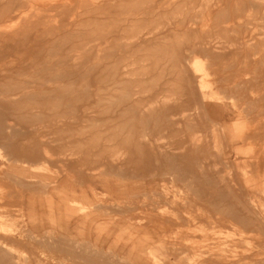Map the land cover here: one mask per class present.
<instances>
[{
    "label": "rangeland",
    "instance_id": "obj_1",
    "mask_svg": "<svg viewBox=\"0 0 264 264\" xmlns=\"http://www.w3.org/2000/svg\"><path fill=\"white\" fill-rule=\"evenodd\" d=\"M142 1L0 0V264H264V0Z\"/></svg>",
    "mask_w": 264,
    "mask_h": 264
},
{
    "label": "bare ground",
    "instance_id": "obj_2",
    "mask_svg": "<svg viewBox=\"0 0 264 264\" xmlns=\"http://www.w3.org/2000/svg\"><path fill=\"white\" fill-rule=\"evenodd\" d=\"M105 1H106V0H105ZM129 1H131V0H129ZM144 1H145V0H144ZM144 1H142V2H144ZM158 1H159V0H158ZM166 1H167V0H166ZM166 1H165V2H166ZM175 1H176V0H175ZM179 1H180V0H179ZM187 1H190V0H187ZM207 1L209 2V0H207ZM212 1H213V0H212ZM238 1H239V0H238ZM245 1H247V0H245ZM259 1H260V0H259ZM107 2H108V1H107ZM112 2H113V1H112ZM120 2H121V0H120ZM120 2H119V3H120ZM125 2H126V1H125ZM133 2H134V1H133ZM137 2H139V1H137ZM140 2H141V1H140ZM154 2H155V1H154ZM154 2H153V4H154ZM191 2H192V1H191ZM198 2H199V1H198ZM201 2H202V1H201ZM208 2H207V4H208ZM215 2H216V1H215ZM228 2H229V1H228ZM242 2H243V1H242ZM242 2H241V3H242ZM260 2H262V0H261ZM79 3H80V2H79ZM101 3H102V2H101ZM156 3H157V2H156ZM171 3H172V2H171ZM179 3L183 6V5H185V3H187V2H184V4L181 3V2H179ZM192 3H193V2H192ZM238 3H239V2H238ZM58 4H59V3H58ZM114 4H117V3H115V1H114ZM135 4H136V2H135ZM164 4H165V3H164ZM167 4H168V3H167ZM167 4H166V6H167ZM174 4H175V3H174ZM174 4H173V5H174ZM187 4L190 5V3H187ZM197 4H198V3H197ZM199 4H202V3H199ZM230 4H231V3H230ZM243 4H244V2H243ZM249 4H250V3H249ZM251 4H253V2H251ZM260 4H261V3H260ZM262 4H264V3H262ZM133 5H134V4L132 3V7H133ZM138 5H139V4H138ZM151 5H152V4H151ZM189 5H187V7H188ZM195 5H196V4H195ZM215 5H216V4H215ZM222 5H223V4H222ZM225 5H226V4H225ZM257 5H258V3H257ZM31 6H32V5H31ZM97 6H99V5L97 4ZM113 6H114V5H113ZM170 6L173 7L172 5L169 4L168 8H170ZM177 6H179V4H178ZM205 6L207 7V5H206L205 2H204V8H202V6H200V7H201L202 10H203V9H205ZM219 6H220V5H219ZM232 6H233V5H232ZM237 6H238V5H237ZM35 7H36V6H35ZM52 7H53V6H52ZM125 7H126V6H125ZM149 7H150V6H149ZM157 7H158V6H157ZM175 7H176V6H175ZM179 7H180V6H179ZM183 7H184V6H183ZM185 7H186V6H185ZM195 7H196V6H195ZM210 7H211V6H210ZM221 7H222V6H221ZM223 7H224V6H223ZM243 7H244V6H243ZM246 7H247V6H246ZM260 7H261V6H260ZM260 7H259V8H260ZM93 8H94V7H93ZM95 8H96V7H95ZM104 8H105V7H104ZM104 8H103V9H104ZM106 8H107V7H106ZM129 8H130L129 10L132 9L131 6H130ZM190 8H192L191 5H190ZM193 8H194V7H193ZM201 8H200V9H201ZM213 8H214V7H213ZM216 8H218V7H216ZM238 8H240V7H238ZM54 9H55V8H54ZM54 9H53V10H54ZM56 9H57V8H56ZM103 9H102V10H103ZM107 9H108V8H107ZM125 9H126V8H125ZM135 9H136V8H135ZM135 9H134V10H135ZM149 9H150V8H149ZM149 9H147V10L149 11ZM161 9H163V8H161ZM165 9H167V8H165ZM179 9H180V8H179ZM194 9H195V8H194ZM200 9H199V12H200ZM245 9H246V8H245ZM122 10H123V8H122ZM154 10H155V9H154ZM158 10H159V9H157V11H158ZM174 10H175V8H174ZM181 10H184V9H181ZM185 10H186V8H185ZM229 10H231V8H229ZM261 10H262V9H261ZM84 11H85V10H84ZM119 11H120V10H119ZM124 11H125V10H124ZM135 11H136V10H135ZM139 11H141V9H140ZM187 11H188V13H190L188 9H187ZM194 11H195V10H194ZM219 11H220V10H219ZM244 11H245V10H244ZM246 11L248 12V7H247V10H246ZM250 11H251V10H250ZM85 12H86V11H85ZM155 12H156V11H155ZM181 12H182V11H181ZM192 12H193V11H192ZM205 12H206V11H205ZM242 12H243V11H242ZM41 13H42V12H41ZM145 13H146V12H145ZM157 13H158V12H157ZM176 13H178V11H177ZM183 13H184V12H183ZM185 13H186V12H185ZM200 13H201V12H200ZM206 13H207V12H206ZM231 13H232V12H231ZM235 13H236V12H235ZM240 13H241V12H240ZM260 13H261V12H260ZM45 14H47V13H45ZM142 14H143V13H142ZM147 14H148V13H147ZM226 14H227V12H226ZM261 14H262V13H261ZM1 15H2V14H1ZM6 15H8V14H6ZM17 15H20V14H17ZM17 15H16V16H17ZM40 15H41V14H40ZM50 15H51V14H50ZM74 15H75V14H74ZM74 15H73V16H74ZM92 15H93V14H92ZM95 15H96V14H95ZM95 15H94V16H95ZM214 15H215V14H214ZM236 15H237V14H236ZM242 15H243V14H242ZM242 15H240V16H242ZM2 16H5V15H2ZM2 16H1V17H2ZM11 16H13V14H12ZM29 16H30V15H29ZM52 16H53V15H52ZM75 17H76V16H75ZM34 18H35V17H34ZM56 18H57V17H56ZM240 18H241V17H240ZM51 19H52V18H51ZM205 19H206V18H205ZM205 19H204V20H205ZM7 20H8V19H7ZM229 20H230V19H229ZM1 21H2V19H1ZM1 21H0V24L3 23V22L1 23ZM30 21H31V19H30ZM39 21H40V20H39ZM54 21H55V20H54ZM54 21L52 20L51 22L53 23ZM7 23H8V22H7ZM7 23H6V24H7ZM11 23H12V22H11ZM23 23H24V22H23ZM49 23H50V22H49ZM49 23H48V24H49ZM56 23H57V22H56ZM200 23H201V22H200ZM238 23H239V22H238ZM18 24H19V23H18ZM20 24H21V23H20ZM20 24H19V26H20ZM48 24L45 23V25H48ZM53 24H55V23H53ZM205 24H206V23H205ZM49 25H50V24H49ZM238 25H239V24H238ZM238 25H237V26H238ZM201 26H202V25H201ZM57 27H58V26H57ZM61 27H64V25H62ZM207 27H208V26H207ZM17 28H18V27H17ZM43 28H45V27H43ZM46 28H47V27H46ZM29 29H30V28H29ZM32 29H33V27H32ZM58 29H60V28H58ZM61 29H63V28H61ZM12 30H13V29H12ZM14 30H15V28H14ZM3 31H4V30H3ZM7 31L10 32V29H8ZM7 31H6V32H7ZM57 31H58V30H57ZM12 32H13V31H12ZM16 32H17V31H15V33H16ZM27 32H28V31H27ZM29 32H31V31H29ZM29 32H28V34H29ZM53 32H54V30H53ZM2 33H3V32H2ZM55 33H56V32H55ZM12 34H14V33H12ZM28 34L26 33V35H28ZM46 34H47V33H46ZM48 34H49V33H48ZM10 35H11V34H10ZM15 35H16V34H15ZM14 37H15V36H14ZM16 37H18V35H16Z\"/></svg>",
    "mask_w": 264,
    "mask_h": 264
},
{
    "label": "crops",
    "instance_id": "obj_3",
    "mask_svg": "<svg viewBox=\"0 0 264 264\" xmlns=\"http://www.w3.org/2000/svg\"><path fill=\"white\" fill-rule=\"evenodd\" d=\"M73 222H74V219H70L69 217L64 221V223H63V226L65 227V229H69L70 228V226H72V224H73ZM117 244H118V241L116 240V241H114V245H116V247H117Z\"/></svg>",
    "mask_w": 264,
    "mask_h": 264
}]
</instances>
